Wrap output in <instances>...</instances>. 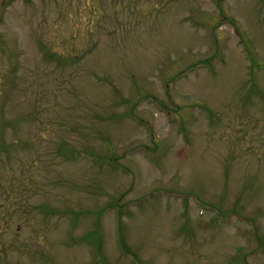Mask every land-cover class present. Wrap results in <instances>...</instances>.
I'll return each instance as SVG.
<instances>
[{"label": "rangeland", "instance_id": "rangeland-1", "mask_svg": "<svg viewBox=\"0 0 264 264\" xmlns=\"http://www.w3.org/2000/svg\"><path fill=\"white\" fill-rule=\"evenodd\" d=\"M0 264H264V0H0Z\"/></svg>", "mask_w": 264, "mask_h": 264}]
</instances>
